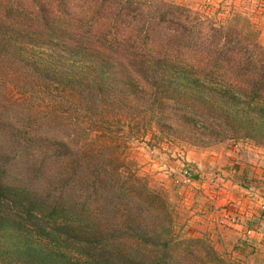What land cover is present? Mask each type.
<instances>
[{
	"label": "rangeland",
	"instance_id": "rangeland-1",
	"mask_svg": "<svg viewBox=\"0 0 264 264\" xmlns=\"http://www.w3.org/2000/svg\"><path fill=\"white\" fill-rule=\"evenodd\" d=\"M13 1L24 3L26 9L41 6L54 28L44 24L33 26L31 32L4 34L25 43L9 57L0 53L5 66L0 74V105H10L0 111V174L8 172L6 183L67 202L76 211L71 220L77 242L102 241L108 256L122 264H150L156 258L167 264H264V240L256 241L264 231L248 215L252 211L264 215V132L250 131L253 136L248 137L242 128L234 131L233 117L232 124L198 119L204 111H194L195 81L190 82L192 96L180 100L185 101L182 107L165 102L164 111L157 113L159 120L146 123L142 118L149 101L143 97L163 89L176 99L186 88L176 78L150 88L143 80L145 72H137L148 60L183 68L220 65L216 77L196 79L213 81L219 89L231 85L232 96L246 94L243 100L249 101L256 81L246 83L242 76L258 70L254 59L264 64L263 0ZM92 9L98 17L109 15L118 22L111 30L103 25L96 36L89 34L80 19L93 16ZM42 15L33 13L26 23L34 24V17ZM73 17L69 29L66 24ZM109 30L114 42L103 45L102 33ZM58 43L72 52L82 44L86 64L76 62L71 52L61 57L66 48ZM111 45L120 50L113 52ZM130 53L147 54V59L136 63ZM244 57L252 64L242 69V75L237 61ZM25 59L48 64L50 76L38 78L28 72L20 78ZM62 75L66 81L69 75H100V84L117 97L108 109L120 113L123 124L118 119L100 123L103 107L77 111L88 100L87 93L76 87L72 90L76 99L70 95L68 101L67 87L51 84ZM243 106L232 99V115L259 119L258 109ZM184 107L187 111H179ZM229 125L232 137L225 136ZM95 126L101 127L88 131ZM82 250L92 253L86 246Z\"/></svg>",
	"mask_w": 264,
	"mask_h": 264
},
{
	"label": "trees",
	"instance_id": "trees-1",
	"mask_svg": "<svg viewBox=\"0 0 264 264\" xmlns=\"http://www.w3.org/2000/svg\"><path fill=\"white\" fill-rule=\"evenodd\" d=\"M16 2L17 1L13 0H0V53L5 55L6 52L5 56L7 57H9V55L15 50L18 52L17 47L20 45V47H24L22 44L25 43H23V40L12 41L11 38H7L4 34L31 32L33 26L39 27V25L43 26L44 24L47 29L54 28L53 24L47 22L46 16L44 17L42 15L44 10L41 6H38L35 9H26L24 3ZM22 11L27 12L28 14H24ZM33 13L42 15V18H38V20H36V18L33 16L34 24L28 25L26 20L31 19ZM92 15L95 17H88L85 15L82 19H80V21L84 23V26L87 27V32L89 34L95 35L96 30L102 28L103 25L108 26L107 28H110L111 30V27L118 22L116 17L113 16L101 15L98 17V13L96 12L95 14L94 10ZM75 19V17L70 19L69 24H66L67 28L69 27V29H71L75 23ZM62 20L63 17H60L59 21L63 22ZM110 30L106 33V35L102 33V39L105 41L103 45L106 44L107 40L111 43L114 42L113 36H108L111 34ZM115 34L116 33L114 32L113 35ZM52 38L53 37H51V39ZM81 41L83 44L84 41L82 39ZM82 44H77L80 46V50H73V52L67 49V47H63L61 44H59L62 49L66 48V52L60 56L64 58L67 53H74L75 55H73V58L75 61L85 65L87 55L81 53ZM101 47L102 46L99 48ZM109 48L113 52L120 50L118 47H114L113 45H111ZM138 50H141V48ZM98 53L103 52L102 50H99ZM1 54L0 59L3 58ZM130 55V58L135 60L134 62L136 63L143 59H147V54L139 55V53H136L132 55V53H130ZM130 58H128V60H130ZM10 59L11 58H9L6 62L7 64L10 63ZM15 61L16 59H14L13 63ZM114 61L117 62L116 66L114 67L116 68L120 62L119 58ZM148 62V64L146 63V67L139 69L137 72L138 74H141L142 71L145 72L143 80L145 83H148L150 88L151 86L152 88H156L160 82L173 83L176 78L180 85L185 86L186 90H181L179 95L175 97L176 99H174L171 98L170 93H166L167 91H161L163 90L161 88H163L165 85L163 84L158 87L161 89L160 91L155 89V91L151 92V95L148 94L149 97H143L149 101V107H147V110L145 111V117L142 118V121L146 120L147 123L148 120L150 122L152 120H157V118L159 120L160 115H157V113L164 111L163 106L165 102L170 106L181 103L180 106L182 107V103H185V101L190 98V96H192V93L190 92V82L195 81L197 84V98L194 101L195 103L197 102V104H195L194 111H204L199 113L200 115L198 116V119L201 117L204 119L210 118L220 123L226 122L228 124H232L233 117V122L237 126L234 128V131L242 128L248 137L253 136L250 131H257L258 134L264 132V64H261L254 59V62L259 65L258 70L255 71L253 75L242 76L244 82L246 83L250 79L251 81H256L255 83H252L253 89L255 90L253 97L249 99V101H246L243 100L245 97H247L246 94H242L243 96L234 94L232 96L231 85L228 87H223V89H219L216 87L217 85H215L216 83L213 81L203 83L198 78L196 79V76L204 77L203 75L206 77L209 75L211 78H213V76L216 77L215 75L221 74V67L223 66L209 65L206 63L205 65L198 67L192 66L183 68V66H178L174 63H171V65L168 63V65L161 63L160 60L157 62H151L148 60ZM237 62V66L239 69H241V71L248 64V66L252 64V60L245 57L244 59L242 58ZM232 63L236 64V61L231 60V65ZM129 65L131 64L129 63ZM48 66V64L43 62H27L26 60L23 64L22 70L18 73V75L20 78H22L28 72H32L34 75L38 76V78L46 79V77L50 76L49 72H47ZM178 67L180 68L178 69ZM105 69V65H101V70H103L102 72H104ZM4 70L5 66L0 63V74L3 73ZM52 70L56 71L54 68ZM102 72L100 74H102ZM44 75H46V77H44ZM69 76L70 78L66 81L65 76L62 75L59 80H53L51 84L53 86L55 83H58L63 87L66 86L68 93H65V95L67 96V99L69 96L68 101H70L71 96L76 99V93H72V90L75 91L76 87H78L80 90L84 89V91L87 93L85 96L88 98V100L77 106V111H94L96 106L98 108L103 107L101 109L103 112L100 114V118L97 119L100 123L106 124L109 122V120L114 122V120L117 119L120 121V123H122V119L118 118V114L120 113H116L114 115L108 109V107L112 108V104L110 102L115 101L117 97L110 95L109 90H105V86L100 84L98 81V77L100 75L93 78L88 77V75L85 78H81L77 75L74 77L71 75ZM191 76H195V79H193ZM10 79L13 78L10 77ZM46 86H50V83H46ZM217 89L219 90L218 92L222 93L218 94L216 91ZM176 90V92H178V88ZM96 91H98V93H95ZM204 91H207V95L204 93ZM138 98L140 99L141 96ZM181 99L185 101L180 102ZM232 99L235 100L237 104H240L241 106L244 105L242 107L243 110L252 107L258 109L260 114L259 119L255 120L248 114L241 116L237 112L232 115ZM95 100L96 102L93 106L89 104V102H94ZM133 100H137L135 96L133 97ZM250 100H254L253 102L256 104L254 105ZM75 103L76 101H73L70 104L72 105ZM9 106L10 105H0V111H5L7 108H10ZM187 109L188 107H184L179 111H187ZM85 116L86 115H83V118H85ZM110 117L111 119H109ZM164 119H167V115L163 117V120ZM99 127L101 126H95L96 129L88 128V131L93 132V130H97ZM229 128L230 133L225 136L232 137V125H229ZM222 133L224 135L227 133V131H223ZM92 141L94 142L95 140ZM90 144L91 143L88 145ZM84 147L89 148L88 146ZM89 150L90 152H94V150L90 148ZM7 174V171L0 174V264H93V261L95 262L97 258L102 259L99 260L97 264H122L117 259L113 258V256H108V253L103 249L104 243L102 241L100 242L96 239H90L87 240L88 242L86 245L82 244L83 241L80 243L77 242V237H74L73 235L76 229L74 228V222L71 220L74 218L73 214H75L76 211L72 212L67 207V202L62 201L61 198H58L57 200L50 193H48L46 197H43V195L39 194V190H33L31 187L27 188V186L24 185L18 187L11 183H6L5 177ZM96 174L97 172L95 171V175ZM93 177L94 179H97L95 178L96 176ZM85 246L87 249H90L92 253H95V255H93L90 251H83L82 249ZM102 250L104 251L101 252ZM123 264L127 263L123 262ZM150 264L167 263L166 261L163 262L161 259L156 258L153 263Z\"/></svg>",
	"mask_w": 264,
	"mask_h": 264
},
{
	"label": "crops",
	"instance_id": "crops-1",
	"mask_svg": "<svg viewBox=\"0 0 264 264\" xmlns=\"http://www.w3.org/2000/svg\"><path fill=\"white\" fill-rule=\"evenodd\" d=\"M263 2H264V0H263ZM253 205H250V208L251 209H253ZM254 210V209H253ZM255 211H252V212H249L248 213V215L249 214H251V215H253V219L252 220H256L255 222H257L258 224L256 225V226H260V228H262L263 229V231H264V215H261L259 212L258 213H256V214H252V213H254ZM261 218V219H260ZM255 224V223H254ZM260 240H264V235H263V238H261V239H258V238H256V241H260ZM261 247H262V244H261Z\"/></svg>",
	"mask_w": 264,
	"mask_h": 264
}]
</instances>
